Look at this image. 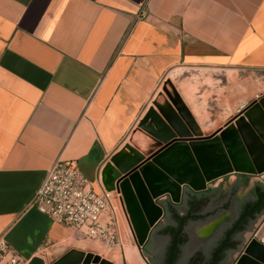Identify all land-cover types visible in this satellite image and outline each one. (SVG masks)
Wrapping results in <instances>:
<instances>
[{
    "label": "crops",
    "instance_id": "obj_1",
    "mask_svg": "<svg viewBox=\"0 0 264 264\" xmlns=\"http://www.w3.org/2000/svg\"><path fill=\"white\" fill-rule=\"evenodd\" d=\"M199 66L264 70V0H0V240L22 264L86 240L31 206L46 172L98 190L164 76Z\"/></svg>",
    "mask_w": 264,
    "mask_h": 264
},
{
    "label": "rangeland",
    "instance_id": "obj_2",
    "mask_svg": "<svg viewBox=\"0 0 264 264\" xmlns=\"http://www.w3.org/2000/svg\"><path fill=\"white\" fill-rule=\"evenodd\" d=\"M182 70H176L170 73L171 77L169 80H167L168 74L164 76L156 88L152 99L144 106L127 136L115 152L108 157L106 164H115V168L120 171L121 179H126L132 174L140 172L156 157V155L154 156V149L148 148L146 145L143 146L145 133L155 135L152 132V127L156 126L158 118H163L162 113L154 106V102L169 105V99L178 97L180 102L185 104L195 119V124L190 127L188 122L178 115L182 126L181 131H184L183 134L188 133L192 135L191 138L196 139L200 137H195L194 133L202 137L208 135L220 137L222 130L223 133H229L235 129L236 122L242 121L246 123L247 119L243 118L246 117L245 111L240 109L243 106L242 104L250 99L262 103L261 99L264 98V70L236 68L214 69L204 66ZM242 124L244 123L240 125ZM234 182H237L240 188V191L236 193V198L243 199L251 194L253 186L256 183H264V172L258 175L232 172L207 182L206 188L219 186L222 191ZM166 199L170 200L169 196H160L156 201L157 205H162ZM125 216L121 214L119 220L122 235V245L120 248H107L98 242L85 240L84 243L79 245L80 249L73 248L72 250H77L84 254H92V258L88 259L90 260L88 264H127V262L128 264H142L136 255V252H139L137 238L132 231L128 217L126 216V220ZM230 217L231 214H223L207 223L197 232V236L199 238L210 236L220 224L228 222ZM259 222L260 225L256 228ZM164 225L165 220H159L153 231ZM254 227V231L244 232L243 246L240 247L239 251L233 253V262L231 264L236 263L237 257L239 256L237 254L243 252V248L246 247L250 239L264 243V213L257 219ZM96 257L98 261L94 263L93 260ZM78 259H72L68 264H83L85 262V257H82L80 260ZM57 260L45 262L42 259H37L35 264H55ZM143 262L147 264L144 259Z\"/></svg>",
    "mask_w": 264,
    "mask_h": 264
},
{
    "label": "bare ground",
    "instance_id": "obj_3",
    "mask_svg": "<svg viewBox=\"0 0 264 264\" xmlns=\"http://www.w3.org/2000/svg\"><path fill=\"white\" fill-rule=\"evenodd\" d=\"M170 77L171 74L167 76V80ZM154 106L162 113L163 118H158L156 126L152 127L155 135L145 133L143 146L155 150L157 161L151 162L143 172L135 173L132 179L123 181L115 165L109 163L100 178L106 185H114L121 180L119 186L123 209L139 247L150 228V222L155 221L160 212L159 206L151 202L152 192H167L177 196L180 188L177 179L200 186L207 179L219 178L230 171L260 174L264 168V106L259 101H252L242 109L246 116L243 118L247 122H236L237 129L231 132L225 130L229 133H223L222 130L220 137H202L194 133L195 137H200L196 139L181 131L178 115L190 127L195 124V119L178 97L169 99V105L154 102ZM241 123L244 124L240 125ZM243 254L251 262L247 264H264V246L256 240L248 241ZM136 255L144 264L140 252H136Z\"/></svg>",
    "mask_w": 264,
    "mask_h": 264
},
{
    "label": "trees",
    "instance_id": "obj_4",
    "mask_svg": "<svg viewBox=\"0 0 264 264\" xmlns=\"http://www.w3.org/2000/svg\"><path fill=\"white\" fill-rule=\"evenodd\" d=\"M237 190V182H234L222 204L209 212H201L200 209L220 198L222 191L219 186L202 192H193L185 187L178 204L166 199L162 203L166 224L152 231L149 237V240L161 238L165 242L150 252L146 250L150 264H222L228 253L237 250V237L249 230L251 224L264 213V183H256L251 194L243 199L236 198ZM223 213L231 214V218L217 228L215 238L187 253V228Z\"/></svg>",
    "mask_w": 264,
    "mask_h": 264
},
{
    "label": "built area",
    "instance_id": "obj_5",
    "mask_svg": "<svg viewBox=\"0 0 264 264\" xmlns=\"http://www.w3.org/2000/svg\"><path fill=\"white\" fill-rule=\"evenodd\" d=\"M31 206L86 240L107 248L122 245L119 227L121 214L125 216L122 196L116 190L107 191L101 180L98 190H93L74 162H55L35 192ZM0 264H22L4 240H0Z\"/></svg>",
    "mask_w": 264,
    "mask_h": 264
},
{
    "label": "water",
    "instance_id": "obj_6",
    "mask_svg": "<svg viewBox=\"0 0 264 264\" xmlns=\"http://www.w3.org/2000/svg\"><path fill=\"white\" fill-rule=\"evenodd\" d=\"M252 101L253 100H248L247 102H246V104L244 105V106H242L240 109L242 110V109H244L246 106H248L249 104H251L252 103ZM261 101H262V103H263V106H264V98H262L261 99ZM212 137H214V135H212ZM156 155V157L154 158V160L152 161V162H154V161H157V154H154V156ZM150 164L151 163H149L147 166H145L140 172H143L146 168H148V166H150ZM115 165V164H114ZM117 169V168H116ZM118 170V169H117ZM119 171V170H118ZM264 171V168L262 169V172ZM140 172H136V174L137 173H140ZM232 172H240V173H243V174H246V175H250V174H256V173H251V172H244V171H239V170H235V171H230V172H228V173H226V174H224V175H227V174H229V173H232ZM119 173H120V171H119ZM259 173H261V172H259ZM135 174V173H134ZM134 174H132L131 176H129L128 178L129 179H132V177H133V175ZM223 175V176H224ZM256 175H258V174H256ZM121 179V178H120ZM176 179V178H175ZM213 179H216V178H213ZM213 179H207V181L205 182V183H203L202 185H200V186H197V185H195V184H192V183H190V182H188V181H181V180H179V179H177V181L180 183V188H179V191H178V194H177V196H174V195H171L170 193H165V192H157L156 194H153V192H152V199H153V201H152V199H151V202L152 203H155L156 205H157V199L160 197V196H163V195H167V196H169V198H170V201L172 202V203H174V204H178V203H180V201H181V197H182V193H183V190H184V188L186 187V188H188V189H190L191 191H193V192H202V191H205V190H207L208 189V187L206 188V183L207 182H210L211 180H213ZM122 181L123 180H127V178L125 179H121ZM121 180H119V182H117L116 184H114V185H106L104 182H102V184H103V186H104V188L107 190V191H112V190H116L117 192H119V193H121V188H120V183H121ZM233 185V184H232ZM232 185H230V186H232ZM229 186V187H230ZM237 186H238V190L237 191H240V188H239V185L237 184ZM229 187H227L226 189H224V190H222V193H221V196H220V198L218 199V200H216V201H214L213 203H211L209 206H204V207H202L201 209H200V211L201 212H209V211H211L212 209H214L215 207H217V206H219V205H221L222 204V202H223V200L226 198V196H227V190L229 189ZM122 195V194H121ZM157 206H159V205H157ZM159 210H160V212H159V216H158V218L155 220V221H153V222H150V228H149V230H148V232H147V234H146V237H145V239H144V241L142 242V244H141V246L139 247V252H140V254H141V256L143 257V259L145 260V262L147 263V264H150V257L147 255V253H146V250L148 251V252H150L151 251V249H157V248H159L161 245H162V243H164L165 242V240L164 239H161V238H151V240H149V237H150V234H151V232L153 231V229L155 228V226L157 225V223H158V221L159 220H163V218H164V209H163V207H162V205H160L159 206ZM224 214V213H223ZM223 214H217V215H215L214 217H212V218H210L209 220H207L206 222H204V223H200V224H192V225H190L188 228H187V234H188V237H189V244L187 245V248H186V252L187 253H191L193 250H195L196 248H199V247H203V246H205L206 244H208V242L211 240V239H213V238H215V232L213 233V234H211L210 236H208V237H206V238H199L198 236H197V232L204 226V225H206L207 223H209V222H211V221H213L214 219H216V218H218V217H220L221 215H223ZM263 214V213H262ZM261 214V215H262ZM260 215V216H261ZM259 216V217H260ZM258 217V218H259ZM231 218V217H230ZM257 218V219H258ZM257 219L255 220V222L254 223H252L251 224V226H250V228H249V230H247V231H245V232H252V231H254L255 230V227H254V224L255 223H257ZM225 223V222H224ZM224 223H222V224H220L217 228H219L220 226H222ZM165 224H166V222H165ZM260 225V222L258 223V225L256 226V228L258 227ZM217 230V229H216ZM243 234L244 233H242V234H240L238 237H237V241H238V248H237V250L236 251H239V249H240V247H242L243 246ZM250 241L251 242H255V239H250ZM257 242L259 243V244H261V245H263L264 246V243L262 242V243H260L258 240H257ZM246 244V243H245ZM143 246V248L141 249V247ZM246 248H247V244H246V247H244L243 248V252L246 250ZM236 251H233V252H231V253H228L227 254V256H226V258H225V260L223 261V263L222 264H231L232 262H233V258H232V255H233V253L234 252H236ZM243 252L240 254V252L237 254V260H236V263L235 264H247L248 262L249 263H251L250 261H248L247 260V258L245 257V255L243 254ZM144 255H146V257L144 256ZM92 254H84L83 252H80V251H77V250H70L69 252H67L66 254H64L62 257H60L58 260H57V262L55 263V264H68V263H70L71 262V260L72 259H78V260H80L82 257H85V262H84V264H88L89 263V261L90 260H88V259H91L92 257ZM97 261H98V258L96 257V259L95 260H93V262L94 263H97Z\"/></svg>",
    "mask_w": 264,
    "mask_h": 264
}]
</instances>
